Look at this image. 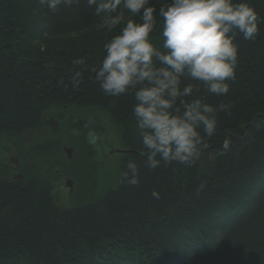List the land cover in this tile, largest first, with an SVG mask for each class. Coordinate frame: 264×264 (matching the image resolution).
I'll list each match as a JSON object with an SVG mask.
<instances>
[{
    "label": "trees",
    "instance_id": "16d2710c",
    "mask_svg": "<svg viewBox=\"0 0 264 264\" xmlns=\"http://www.w3.org/2000/svg\"><path fill=\"white\" fill-rule=\"evenodd\" d=\"M249 3L264 16V0ZM98 26L102 18L85 0L55 13L38 0H0V135L39 130L54 108H91L109 117L127 150L112 188L65 208L53 203L48 179L0 174V264H264V25L254 41L238 37L229 94L199 93L212 105L233 103L230 114H218L201 159L156 170L144 166L134 92L108 97L90 79L118 34ZM74 35L79 43L65 50L56 42ZM76 72L83 79L74 89ZM224 138L230 149L213 158ZM130 159L140 169L135 187L122 179Z\"/></svg>",
    "mask_w": 264,
    "mask_h": 264
},
{
    "label": "clouds",
    "instance_id": "9594fccd",
    "mask_svg": "<svg viewBox=\"0 0 264 264\" xmlns=\"http://www.w3.org/2000/svg\"><path fill=\"white\" fill-rule=\"evenodd\" d=\"M55 13L59 6L79 5L81 0H38ZM101 16L108 31L119 32L103 45L100 65L90 71L108 97L134 92L135 131L146 150L144 166L156 170L163 165L193 167L216 135L218 114H230L233 103L212 105L199 93L203 89L217 97L227 96L236 79L239 63L238 37L254 41L264 25L249 0H85ZM74 63L82 65V59ZM82 73L70 77L75 89ZM87 126V125H86ZM93 141L98 139L90 132ZM224 138L214 157L230 149ZM139 165L128 160L122 179L139 185ZM199 183L195 195L205 190ZM159 200L160 192L150 193Z\"/></svg>",
    "mask_w": 264,
    "mask_h": 264
},
{
    "label": "rangeland",
    "instance_id": "374dc122",
    "mask_svg": "<svg viewBox=\"0 0 264 264\" xmlns=\"http://www.w3.org/2000/svg\"><path fill=\"white\" fill-rule=\"evenodd\" d=\"M119 27L108 31L98 26L94 31L112 34L118 33ZM80 38L74 35L56 42L65 50ZM51 111L43 114L40 135L36 131L0 135V174L10 179L22 178L25 173L48 179L53 203L62 208L97 199L119 177L124 149L115 125L108 116L91 108ZM90 132H95L98 139L93 141ZM38 145L43 149L36 150Z\"/></svg>",
    "mask_w": 264,
    "mask_h": 264
},
{
    "label": "flooded vegetation",
    "instance_id": "af4514ba",
    "mask_svg": "<svg viewBox=\"0 0 264 264\" xmlns=\"http://www.w3.org/2000/svg\"><path fill=\"white\" fill-rule=\"evenodd\" d=\"M33 131H36V134H37V135H40V134H41V131H40V130H32V131H30V133H32ZM37 135H36V136H37ZM39 138H40V137L38 136L36 139H39ZM15 165H17V164L15 163ZM20 178H21L20 175L14 177V179H20ZM69 188H72V187L70 186Z\"/></svg>",
    "mask_w": 264,
    "mask_h": 264
},
{
    "label": "water",
    "instance_id": "95a60500",
    "mask_svg": "<svg viewBox=\"0 0 264 264\" xmlns=\"http://www.w3.org/2000/svg\"><path fill=\"white\" fill-rule=\"evenodd\" d=\"M68 152H69V151L67 150V154H66L67 157L69 156ZM123 152H127V150H124ZM70 184H71L70 181H67V182H66V185H67L68 187H70Z\"/></svg>",
    "mask_w": 264,
    "mask_h": 264
}]
</instances>
